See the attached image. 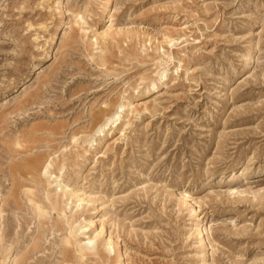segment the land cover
I'll return each instance as SVG.
<instances>
[{"label":"rangeland","instance_id":"obj_1","mask_svg":"<svg viewBox=\"0 0 264 264\" xmlns=\"http://www.w3.org/2000/svg\"><path fill=\"white\" fill-rule=\"evenodd\" d=\"M0 264H264V0H0Z\"/></svg>","mask_w":264,"mask_h":264},{"label":"bare ground","instance_id":"obj_2","mask_svg":"<svg viewBox=\"0 0 264 264\" xmlns=\"http://www.w3.org/2000/svg\"><path fill=\"white\" fill-rule=\"evenodd\" d=\"M111 119H112V117L110 119H107L104 123H102L100 125L99 131H102L104 129V127H106V125H108L111 122Z\"/></svg>","mask_w":264,"mask_h":264}]
</instances>
